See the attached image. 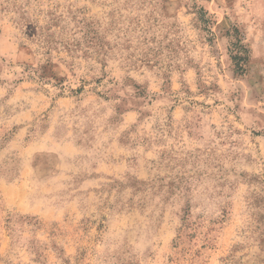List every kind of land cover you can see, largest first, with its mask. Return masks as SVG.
<instances>
[{"label":"rangeland","instance_id":"1","mask_svg":"<svg viewBox=\"0 0 264 264\" xmlns=\"http://www.w3.org/2000/svg\"><path fill=\"white\" fill-rule=\"evenodd\" d=\"M0 264H264V0H0Z\"/></svg>","mask_w":264,"mask_h":264},{"label":"trees","instance_id":"2","mask_svg":"<svg viewBox=\"0 0 264 264\" xmlns=\"http://www.w3.org/2000/svg\"><path fill=\"white\" fill-rule=\"evenodd\" d=\"M237 43L239 49L235 53L231 54V59L233 60L236 70L242 68L245 61H247V49L242 43H240V39L237 40Z\"/></svg>","mask_w":264,"mask_h":264}]
</instances>
